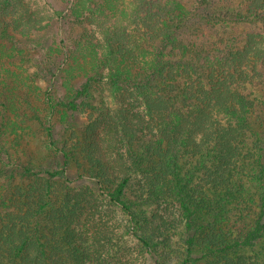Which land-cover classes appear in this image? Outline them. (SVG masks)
Wrapping results in <instances>:
<instances>
[{
  "label": "trees",
  "instance_id": "1",
  "mask_svg": "<svg viewBox=\"0 0 264 264\" xmlns=\"http://www.w3.org/2000/svg\"><path fill=\"white\" fill-rule=\"evenodd\" d=\"M73 4L70 26L82 29L81 52L65 55L60 65L51 61L52 77L61 66L73 77L60 76L63 99L42 97L44 110L59 106L76 114L92 97V84L105 80L116 93V107L93 122L101 117L112 168L125 174L89 169L99 159L88 155L79 159L87 170L80 176L93 181L106 204L126 218V234L132 233L144 255L157 245L137 229L146 206L153 205L158 214L162 207L176 212L178 223L155 215L152 232L180 231L184 264H264V0ZM25 8L23 0H0L3 48L13 33L21 34ZM11 13L16 19L7 18ZM89 21L100 34L96 45L83 30ZM247 27L253 30L243 32ZM60 154L61 170L39 174L0 158V264H85L87 256L86 264H98L91 236L109 227L85 205L91 191L72 201L56 191V184L68 180L71 160L69 151ZM133 175L137 190L129 199ZM81 208L85 232L75 225ZM125 262L117 253L108 264Z\"/></svg>",
  "mask_w": 264,
  "mask_h": 264
},
{
  "label": "rangeland",
  "instance_id": "2",
  "mask_svg": "<svg viewBox=\"0 0 264 264\" xmlns=\"http://www.w3.org/2000/svg\"><path fill=\"white\" fill-rule=\"evenodd\" d=\"M73 1L23 0L26 8L21 10L25 13L20 20L21 34L13 33L14 38L7 42L6 49L0 44V88H2V93H0V158L15 166L28 167L32 174H39L43 171L61 170L64 163L60 151H69L71 160L67 169L68 180L56 184V191L67 192L70 195L69 199L72 197L71 201L74 196L82 197L83 195L84 197L87 191H91V195L85 197V205L91 207L92 212L102 214L109 227L104 235L91 236V240L97 244V247H93V251L97 255L98 264H108L110 260L113 263L117 253L125 259L124 264H184L185 251L180 231L177 230L176 233H169V235L164 232V234L158 231L152 232V228L158 225V221L153 218L155 215L168 223H178L176 212H173L171 207H162L158 214L153 205L146 206L145 222L139 224L141 226L137 232L148 233L157 246L152 255H144L136 248L137 242L131 235L132 233L126 234L125 227H129L126 218L106 204L104 197L98 195L93 181L80 176L87 170L83 169L79 159L84 160V156L88 155L99 159L94 163L89 162V169L96 165L100 166L106 175H125L123 171L117 172L116 168H112L115 166L111 161L113 156L107 149L108 143L101 135L99 122L101 117L96 123L93 122L98 113H105L116 107V93L110 89L105 80L102 83L92 84V97L82 103L80 112L76 114H69L59 106L51 113L44 110L42 97L63 99V81L60 76L70 80L73 77H69L70 75L66 72L63 73L62 66L57 68V72L52 70L55 73L52 77L51 69H49L51 61L56 60L60 65L65 55L67 57L74 52L75 56L81 52L79 46L84 39L82 29L70 26V23L75 22L71 14ZM11 15L12 13L7 18L16 19ZM18 15L20 11L16 17ZM82 26L88 35V41L96 45L95 42L100 40L97 24L89 21L88 26ZM250 30H253V27H247L243 32ZM259 49L263 51L264 46H259ZM57 78L61 80L57 81ZM78 83L79 81H76L75 86H78ZM66 97L64 98L67 99ZM99 102L101 105L96 108L95 105ZM46 127L49 128V137L46 135ZM84 134L88 139L82 141ZM49 141L52 144L49 145ZM102 160L108 165L103 166ZM2 177L0 174V182ZM38 177L39 175L32 177L31 181ZM136 182H138V177L133 175L128 192H126L129 199H132L133 193L137 190ZM83 212L85 209L81 208L75 218V225L85 232ZM79 217L78 222L76 220ZM84 234L87 236L89 233ZM98 245H103V248ZM87 259L89 256L86 257L85 264ZM93 264L96 263L93 262Z\"/></svg>",
  "mask_w": 264,
  "mask_h": 264
}]
</instances>
